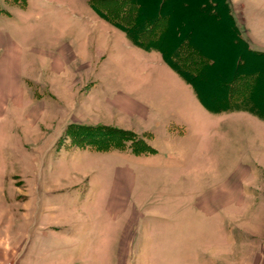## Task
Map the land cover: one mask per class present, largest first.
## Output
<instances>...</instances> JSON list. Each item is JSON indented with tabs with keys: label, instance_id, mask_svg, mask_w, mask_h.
Wrapping results in <instances>:
<instances>
[{
	"label": "rangeland",
	"instance_id": "1",
	"mask_svg": "<svg viewBox=\"0 0 264 264\" xmlns=\"http://www.w3.org/2000/svg\"><path fill=\"white\" fill-rule=\"evenodd\" d=\"M89 1L0 0V43L2 37H10L22 52L17 80L0 73V264H264V217L253 214L260 202L257 193L250 192L263 172L244 168L261 156L243 148L254 146L253 137L243 146L240 139L227 142L213 121L202 122L198 130L189 123L179 124L170 103L161 106L155 125L152 122L153 139L149 134L138 135L152 149H161L160 156H153L154 149L153 154H135L130 143L124 150L96 151L80 138L65 135L70 124L95 126L83 121L94 114L76 113L83 106L82 99L69 105L64 118L55 114V106L61 109L67 105L53 97L49 55L63 42L75 53H82V43L89 40L82 30L59 41L71 25L96 15L110 23L93 11ZM137 1L148 18L159 12L170 17L169 31L160 43L166 51L187 37L215 60V67L205 70L196 81L213 106L214 98L223 97L222 83L227 77L218 70L234 64V57L223 54L230 42L217 39V32L226 27L223 17L211 19L205 9L200 13L205 0H191L197 1L194 8L190 0L187 5L183 0H169L162 7L160 0ZM108 14V19L114 20ZM198 24L201 27L194 29ZM160 30L161 26L151 28L146 39ZM117 53L109 50L105 64L101 63L103 69L93 64L89 72L75 71L74 75L89 85L96 84L93 88L85 85L83 96L92 91L101 99L107 91H117L106 88L118 83L153 82L174 87L175 79L166 72L148 68L140 60L133 67L130 57L123 51ZM41 77L47 84L37 83ZM6 79L14 82L9 97L2 89ZM158 91L174 96L173 88L149 90ZM162 125H169L170 132ZM176 144L177 154L173 149ZM106 156H116L119 163H136L145 170L155 169L167 178L126 194L124 201L118 200L119 196L108 201L113 188L112 160ZM200 159L202 166L197 168L192 162ZM232 184L250 192L253 199L243 202L234 190L229 205L212 217L199 206L198 196Z\"/></svg>",
	"mask_w": 264,
	"mask_h": 264
},
{
	"label": "crops",
	"instance_id": "2",
	"mask_svg": "<svg viewBox=\"0 0 264 264\" xmlns=\"http://www.w3.org/2000/svg\"><path fill=\"white\" fill-rule=\"evenodd\" d=\"M167 1L169 0H160L159 6L162 7L163 3H167ZM183 1L187 5V0ZM197 1L192 2L190 0V6L194 8ZM205 3V5H200L199 12L202 13L205 9L207 14L203 13L211 19L213 17H219V19L223 17V24L226 27L222 30V33L216 31L219 34L217 39L230 42L223 54L227 58L234 57L233 65L228 63L218 70V73L227 74V77L222 83L223 97L214 98L212 100L213 106L207 102L196 84L193 86L187 82L163 60L159 51L154 49L145 50L135 45L125 32L96 15L89 17L85 22H78L68 27L59 40L63 41L66 35L74 37L76 35L75 32L79 35L78 31L80 30L87 33L89 35L88 39L91 41L88 40V42L84 41L82 43L83 50L81 54L75 53L68 42H63L57 51L49 55L48 68L52 74L51 77L53 76L50 83L54 89L53 97L57 103L61 102L67 105L66 108L61 109L55 106L54 112L58 114V117L64 118L66 116L64 113L68 114L70 109L69 105H73L82 99L81 103L83 106L76 113L80 115L82 113L83 115H85L84 113L94 114L93 117L85 118L83 120L84 123L113 126L132 131L137 135L149 134L153 139V125H155L154 121H156L162 111L161 106L164 103L167 105L170 103V106H173L170 109L176 112L179 124L189 123L195 130H198V126H201L202 122L213 121L215 122L216 130L225 134L227 142L232 143L240 139L243 146L246 145L249 137H253L255 140L254 146L243 148L247 149V152L260 153L261 156L254 158L244 168L250 166L252 168L249 167L247 170L258 169L263 172L257 180L253 181V188L251 187L250 192H256L257 200L260 202L258 210L256 212L254 210V213H252L256 217H264V0H205ZM161 15L163 18H168L170 25V17L164 13H161ZM198 25H193L198 27L194 29L198 30L201 27ZM183 43L189 44L200 56L207 60L208 68L215 67V60L207 57L201 49L195 47L189 38H183L176 47ZM0 45L2 48L0 49L2 50L0 54V73L4 78L11 77L17 80L20 73V55L22 52L10 37L8 39L2 37ZM109 50H112L115 55L116 52H118L117 55H120V52L122 53L123 51L125 56L131 58L133 67L138 66L137 63L140 60L141 64L146 65L148 68L166 72L171 78L175 79L176 83L172 84L174 87H168L167 85L169 84L153 82L132 83L123 86L118 83L117 86L106 88L117 89V91H107L103 94V97L101 96V99L100 94H94L92 91L87 92L83 96L81 92L84 91L85 85L93 88L96 84L89 85V81L85 82L74 75L75 71L81 74L89 72L92 70L93 64L98 66L96 67L97 69L99 67L103 69L105 65H101V63L104 62L105 64V57ZM78 56L83 59H78ZM90 57L92 58L91 61H89ZM74 64H76V67L72 72L70 67L74 66ZM6 80L7 84H3L2 89L9 97L13 93L14 82L10 81V79ZM37 83L43 85L47 84V81L41 77L37 80ZM126 88H129L130 91L123 92L122 89ZM168 88H173V97L170 93L163 91L149 92L152 89L161 90ZM101 89H105V87L102 86ZM80 95H82V98ZM75 99H77V102H75ZM150 104L154 106L151 108ZM89 105L92 107L90 108ZM75 119L72 121H76ZM162 126L163 128L166 127L167 131L169 130L170 132L171 127L169 125ZM178 144L173 147L175 154H177L176 146L178 147ZM153 149L156 151L153 156L163 155V151H160L161 149L154 147ZM173 149L168 150L172 151ZM106 157L112 160L110 162L112 167L109 168L112 172L111 185H113V188H109L110 197L108 201L117 199V196H119L118 200L124 201L126 194L134 193V190L143 186H149L154 180L157 183H161V180L166 177L164 173L155 169L145 170L136 163L129 162V164L125 163V161L119 163V161L114 159L116 156ZM200 161L195 162L194 160L192 164L195 165L197 163V166H195L201 168L202 160L200 159ZM234 190H236V193L234 192L235 195L237 196L239 193L240 197H238L242 198L243 202L253 199L250 192L245 193L238 185L234 186L232 184L228 188L214 190L209 194L198 196V204L200 207H205L203 210L208 211V214L212 217L217 215L218 210L223 208V206L229 205V202L235 197L233 196ZM135 193L137 195V192ZM150 197L146 201H149ZM137 206L138 208L140 207L139 205ZM113 207L117 209L119 205L115 204ZM52 217L53 215L50 220L53 219Z\"/></svg>",
	"mask_w": 264,
	"mask_h": 264
},
{
	"label": "trees",
	"instance_id": "3",
	"mask_svg": "<svg viewBox=\"0 0 264 264\" xmlns=\"http://www.w3.org/2000/svg\"><path fill=\"white\" fill-rule=\"evenodd\" d=\"M107 4L108 7H106ZM89 5L100 17L125 32L135 45L145 50L159 51L163 60L193 86L208 68L207 60L187 43L180 44L170 52L160 45L170 27L168 18H163L160 12L155 18L144 16L146 14L137 0H90ZM107 13L111 14L110 16L114 20H109ZM160 26V32L155 31L150 39H146V34L151 28L155 29ZM70 134L72 138H80L84 143L87 142V146L95 148L96 151L124 150L126 144L130 143L129 147L135 154H153L155 152L136 133L113 126L70 124L65 135L69 136Z\"/></svg>",
	"mask_w": 264,
	"mask_h": 264
},
{
	"label": "built area",
	"instance_id": "4",
	"mask_svg": "<svg viewBox=\"0 0 264 264\" xmlns=\"http://www.w3.org/2000/svg\"><path fill=\"white\" fill-rule=\"evenodd\" d=\"M6 264H11V263H6Z\"/></svg>",
	"mask_w": 264,
	"mask_h": 264
}]
</instances>
